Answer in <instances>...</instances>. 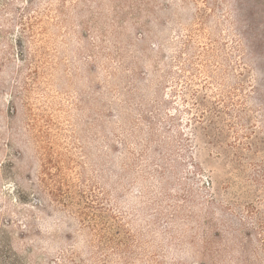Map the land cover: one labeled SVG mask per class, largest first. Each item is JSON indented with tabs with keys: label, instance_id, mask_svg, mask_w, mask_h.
<instances>
[{
	"label": "rangeland",
	"instance_id": "374dc122",
	"mask_svg": "<svg viewBox=\"0 0 264 264\" xmlns=\"http://www.w3.org/2000/svg\"><path fill=\"white\" fill-rule=\"evenodd\" d=\"M0 264H264V0H0Z\"/></svg>",
	"mask_w": 264,
	"mask_h": 264
}]
</instances>
